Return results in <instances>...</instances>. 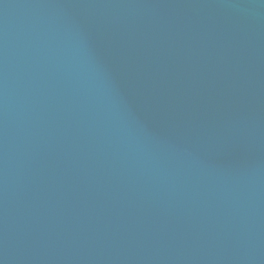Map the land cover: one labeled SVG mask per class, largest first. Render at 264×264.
Wrapping results in <instances>:
<instances>
[{
	"label": "water",
	"instance_id": "1",
	"mask_svg": "<svg viewBox=\"0 0 264 264\" xmlns=\"http://www.w3.org/2000/svg\"><path fill=\"white\" fill-rule=\"evenodd\" d=\"M0 264H264V0H0Z\"/></svg>",
	"mask_w": 264,
	"mask_h": 264
}]
</instances>
